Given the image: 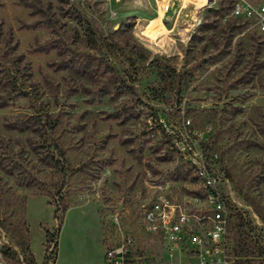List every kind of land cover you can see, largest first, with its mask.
Returning <instances> with one entry per match:
<instances>
[{
  "label": "rangeland",
  "instance_id": "obj_1",
  "mask_svg": "<svg viewBox=\"0 0 264 264\" xmlns=\"http://www.w3.org/2000/svg\"><path fill=\"white\" fill-rule=\"evenodd\" d=\"M42 2L56 30L23 0H0L6 264H104L122 232L159 258L163 243L143 219L160 185L210 215L219 192L231 254L264 261V33L233 15L237 3L264 0H165L162 16L159 0H69L65 17L58 0ZM15 84L26 95L13 97ZM39 121L51 154L63 149L66 178Z\"/></svg>",
  "mask_w": 264,
  "mask_h": 264
},
{
  "label": "built area",
  "instance_id": "obj_2",
  "mask_svg": "<svg viewBox=\"0 0 264 264\" xmlns=\"http://www.w3.org/2000/svg\"><path fill=\"white\" fill-rule=\"evenodd\" d=\"M233 15L244 21H253L260 32L264 33V6L237 3ZM209 187H214L216 179L207 170H200ZM216 202L213 213L185 199H172L160 185L154 200L146 208L143 229L150 235L157 236L163 243L161 256L157 258L143 253L138 247V240L131 232H122L118 241L107 244L105 258L107 264H167L165 258L185 253L191 259L187 264H264L231 254L228 241V218L221 194L212 191ZM119 214L114 216L118 224ZM212 221V228L205 233L196 231ZM6 242L0 237V264H6L3 249ZM167 252V256H165ZM165 253V254H164Z\"/></svg>",
  "mask_w": 264,
  "mask_h": 264
},
{
  "label": "trees",
  "instance_id": "obj_3",
  "mask_svg": "<svg viewBox=\"0 0 264 264\" xmlns=\"http://www.w3.org/2000/svg\"><path fill=\"white\" fill-rule=\"evenodd\" d=\"M59 1V13L62 15V16H67V15H71L72 12H73V9L71 6H69V0H58ZM23 3L32 8V12L34 14H39L41 17H40V20L39 22L40 23H45L47 24L49 27H51L53 30H56V24H57V18H56V14H54V12L52 11H49V9H46L45 7L47 6H50L51 3H43L42 0H23ZM13 94L12 95L13 97L15 96H20V95H26V92L23 90V88L21 86H17L16 84L14 85V88L12 90ZM4 106V104H1L0 107ZM41 124H42V132H43V143H42V146L46 147L48 149V153L51 155V158H52V161L54 162V167L56 168H59L63 178H66L67 177V169H66V162L64 161L65 159H63L64 157V153H63V149L61 147H59V145H55L56 148H61L59 149L60 150V155L56 158L55 155H52L51 154V151H52V148L54 147L53 146V143L52 141H50V135H49V128L47 127V124L42 122V121H39ZM49 122V121H47ZM50 123V128L51 129H54L55 126L57 125L56 121ZM20 130H25L27 128H30V127H25V126H22V127H19ZM19 179L22 180V181H25V177L24 175H20L19 176ZM29 184V183H28ZM58 193H60V191H58ZM69 205L68 204H65L64 207H63V210L66 211L68 209ZM55 236V233H51V232H47V237H48V240L49 241H52L53 238ZM57 245V244H56ZM27 250L29 251V246H27ZM239 254H247L248 252L246 250H241L238 252Z\"/></svg>",
  "mask_w": 264,
  "mask_h": 264
},
{
  "label": "crops",
  "instance_id": "obj_4",
  "mask_svg": "<svg viewBox=\"0 0 264 264\" xmlns=\"http://www.w3.org/2000/svg\"><path fill=\"white\" fill-rule=\"evenodd\" d=\"M152 29H151V27H148V28H146L145 29V33H146V35L149 37V38H155V37H153L154 36V33L151 31ZM150 32H152L153 33V35H151L150 34ZM106 247H105V252H104V259H103V262H104V264H107V261H106V258H105V253H106V248H107V245H105Z\"/></svg>",
  "mask_w": 264,
  "mask_h": 264
},
{
  "label": "bare ground",
  "instance_id": "obj_5",
  "mask_svg": "<svg viewBox=\"0 0 264 264\" xmlns=\"http://www.w3.org/2000/svg\"><path fill=\"white\" fill-rule=\"evenodd\" d=\"M161 1V2H160ZM163 3H165V0H159V7H160V15L159 16H162L161 14H164L165 11H166V5H163ZM163 5V6H162ZM160 19V18H159Z\"/></svg>",
  "mask_w": 264,
  "mask_h": 264
}]
</instances>
